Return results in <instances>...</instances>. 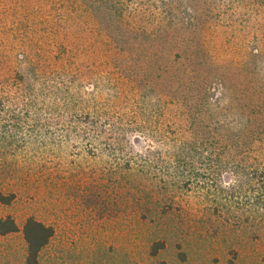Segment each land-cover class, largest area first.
Returning a JSON list of instances; mask_svg holds the SVG:
<instances>
[{
    "label": "rangeland",
    "instance_id": "obj_1",
    "mask_svg": "<svg viewBox=\"0 0 264 264\" xmlns=\"http://www.w3.org/2000/svg\"><path fill=\"white\" fill-rule=\"evenodd\" d=\"M240 112L264 113V0H0V264H25L30 217L55 231L40 264H264L233 177L176 174Z\"/></svg>",
    "mask_w": 264,
    "mask_h": 264
},
{
    "label": "trees",
    "instance_id": "obj_2",
    "mask_svg": "<svg viewBox=\"0 0 264 264\" xmlns=\"http://www.w3.org/2000/svg\"><path fill=\"white\" fill-rule=\"evenodd\" d=\"M23 72L21 81L24 84L31 83L33 73L30 69ZM221 94L222 98L217 100L218 105L215 104L214 108H219L221 100L227 98L225 93ZM215 124L218 125L216 136L206 138V142L199 143L198 140L201 139V136L198 134L197 139L195 137L191 141H185L176 148L174 152L176 174L187 177L188 181H192L193 176L197 178L204 175L209 179H214L223 172L230 174L235 184L221 186L219 190L244 192L245 195L251 197V203L248 202V204L257 213L263 212L264 151L255 154L254 145L255 143L264 145V113L257 112L252 116H247L245 112L232 113L221 119L215 115ZM200 160H205L209 168L201 171L195 168L188 169L189 166H193ZM15 199V194H5L0 190V204L10 206ZM18 231V225L13 217L8 216L0 219V236H8ZM54 234L53 227L34 217L26 220L23 228L24 240L27 245L25 264H40L41 253L50 244ZM164 247V244L160 242L155 243L151 247V255L156 256ZM235 260L236 258H232L227 264H235Z\"/></svg>",
    "mask_w": 264,
    "mask_h": 264
}]
</instances>
